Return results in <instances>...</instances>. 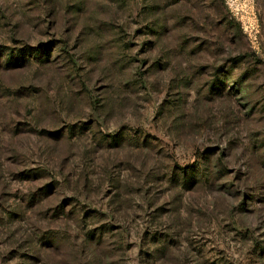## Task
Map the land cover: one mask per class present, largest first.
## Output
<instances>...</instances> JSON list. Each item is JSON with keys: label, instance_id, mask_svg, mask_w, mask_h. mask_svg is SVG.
<instances>
[{"label": "rangeland", "instance_id": "rangeland-1", "mask_svg": "<svg viewBox=\"0 0 264 264\" xmlns=\"http://www.w3.org/2000/svg\"><path fill=\"white\" fill-rule=\"evenodd\" d=\"M0 264H264V0H0Z\"/></svg>", "mask_w": 264, "mask_h": 264}, {"label": "trees", "instance_id": "trees-1", "mask_svg": "<svg viewBox=\"0 0 264 264\" xmlns=\"http://www.w3.org/2000/svg\"><path fill=\"white\" fill-rule=\"evenodd\" d=\"M236 61H239V58H235Z\"/></svg>", "mask_w": 264, "mask_h": 264}]
</instances>
